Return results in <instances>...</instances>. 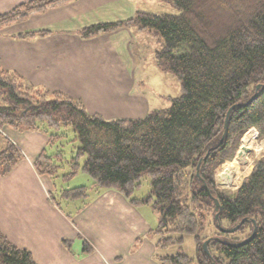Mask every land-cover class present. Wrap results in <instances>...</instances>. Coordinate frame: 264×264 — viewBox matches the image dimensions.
Here are the masks:
<instances>
[{
	"label": "trees",
	"instance_id": "obj_1",
	"mask_svg": "<svg viewBox=\"0 0 264 264\" xmlns=\"http://www.w3.org/2000/svg\"><path fill=\"white\" fill-rule=\"evenodd\" d=\"M72 1L19 3L0 13V30ZM164 1L180 9V14L137 11L127 19L87 25L78 33L90 38L121 27L154 30L163 38L156 61L178 77L182 95L173 98L169 107L142 117L107 118L89 111L81 98L36 86L0 65V176L24 158L21 148L2 132L4 126L43 131L49 136L48 149L67 137L64 129L71 127L73 140L80 145L70 162V174L79 171L80 158L85 156L83 170L93 177L95 189L115 188L133 203L152 202L159 214V247L180 246L176 254L161 258L164 264H264V157L234 191H224L216 179L218 168L234 158L250 128L264 138V89L257 90L258 84H264V0ZM50 33L45 28L27 29L13 37ZM255 92L258 97L242 105ZM62 156V150L50 154L46 149L35 167L55 178ZM146 175L152 178L151 189L137 198L134 193ZM89 190L87 186L64 189L62 197L86 198ZM243 219L236 231L243 237L219 229V224L232 228ZM255 226L249 242L229 244L246 239ZM187 234L196 241L193 257L182 247ZM206 240H210L209 253ZM84 249L91 251L88 242ZM0 264L39 263L30 250L15 245L0 230Z\"/></svg>",
	"mask_w": 264,
	"mask_h": 264
},
{
	"label": "crops",
	"instance_id": "obj_2",
	"mask_svg": "<svg viewBox=\"0 0 264 264\" xmlns=\"http://www.w3.org/2000/svg\"><path fill=\"white\" fill-rule=\"evenodd\" d=\"M4 2L0 0V7ZM137 11L155 12L141 8L137 0H74L35 14L0 30V65L36 86L81 98L93 113L142 117L150 103L145 95L132 93L137 64L131 50L134 31L121 27L90 38L78 33L87 25L127 19ZM38 28L51 33L13 37ZM2 132L24 153L9 174L0 176V230L12 243L30 250L39 264H164L161 258L170 254L160 252L158 226L143 204L106 188L95 189L96 195L66 211L56 179L35 167L48 150L49 136L10 126ZM85 242L91 251L84 249Z\"/></svg>",
	"mask_w": 264,
	"mask_h": 264
},
{
	"label": "rangeland",
	"instance_id": "obj_3",
	"mask_svg": "<svg viewBox=\"0 0 264 264\" xmlns=\"http://www.w3.org/2000/svg\"><path fill=\"white\" fill-rule=\"evenodd\" d=\"M24 1L29 0H5L4 5L0 7V10H3L2 12H6L8 9L7 6L11 3H15L16 5L19 3H22ZM138 5L143 9H149L150 11H155L154 13L157 14H163V13H169L178 15L180 14V9L175 7L174 5L164 1V0H137ZM134 32V41L131 43V50L136 58L137 64L134 66V85H133V91L132 93L145 95L149 99L150 103V110L149 112H146V114L159 109V108H166L169 107L172 104V99L179 97L182 95V86L180 83V80L178 77L167 70L162 69L157 61H156V51L161 49L163 47V38L160 35H157L154 30L149 29H140L137 26H131L129 27ZM67 132V137H63L59 140V142L52 147H50L48 150L50 154L56 153L58 150L63 151V160L59 161L58 163L61 165L57 176L55 177L59 196L63 199L62 203L64 206H66L67 209L75 208V205H82V201L84 198L80 199H67L62 197V191L64 189L68 188H74L78 186H87L90 188L89 195L90 197H87L86 201L89 200V198L96 195L95 191V185H94V179L89 175L87 172L83 170V163L85 156L80 158V169L77 171V173L71 175L72 172V166L70 162L72 161V158L75 156L77 147L80 145V142L78 140L74 141V131L71 127L67 129H64ZM250 131L256 132V143L259 145L264 142V138H261L259 136V131L252 127L250 128L241 138L240 140V146L237 149V152L232 160L226 161L224 164H222L217 172H216V179L218 186L223 189L224 191H234L239 186L242 185L245 178L252 172L254 169L255 164L264 157V149L259 152V156H257L258 150L257 148H254L251 155L250 160L243 162L240 160V157H238V152L243 145V139L246 137V135ZM248 163V164H247ZM245 165V166H244ZM231 166H234V172L238 175V177H233L230 175L231 173ZM226 169V171H225ZM248 169V170H247ZM241 176V177H240ZM151 180L152 178L148 175L144 176L141 181V185L136 189L134 196L139 195L141 198L145 195H148L150 189H151ZM242 181V182H241ZM241 182L240 185H238ZM238 185V186H237ZM237 186V187H236ZM236 187V188H235ZM70 203V204H69ZM68 204V205H66ZM139 204H143V210L148 215L151 221L155 222V225L158 226L159 224V214L155 210V208L152 205V202L150 203H144L141 202ZM224 224L227 225V222L224 221ZM212 231L214 232V228H212ZM246 227V232H247ZM234 233V232H233ZM236 233V232H235ZM232 235V234H231ZM236 236L243 237L240 233H236ZM235 235H233L235 237ZM184 251L186 254L190 257H193L196 255V241L193 235L187 234L184 236V242L182 245ZM75 250H78V247L75 245ZM161 249V248H160ZM180 250L179 245H169L166 247H163L160 252L164 254H176ZM217 253V252H216Z\"/></svg>",
	"mask_w": 264,
	"mask_h": 264
},
{
	"label": "water",
	"instance_id": "obj_4",
	"mask_svg": "<svg viewBox=\"0 0 264 264\" xmlns=\"http://www.w3.org/2000/svg\"><path fill=\"white\" fill-rule=\"evenodd\" d=\"M258 89H262V90H263V89H264V84H258V85H257V90H258ZM258 95H259V93H258V92H255V93L253 94V96H252L248 101L242 103V105H248V104H250L254 99H256V98L258 97ZM230 112H231V110H229V112H228V114H227L226 125H225L226 128H227V126H228V118H229ZM226 132H227V130L225 131L224 136H225ZM242 141H243V140H242ZM244 149H245V147L242 145L237 155H241V154L243 153V150H244ZM225 171H226V169H225ZM219 206H220L219 201L216 200V208H219ZM217 217H218V214H217ZM245 220H246V219H243L238 225H236L235 227H232V228H226V227H223V226H221V225L219 224V229H220L221 231H223V232H229V233L236 232V231L240 228V226L245 222ZM255 232H256V226H255L253 232L251 233V235L248 236L246 239H244V240H242V241H240V242H234V243H229V244L234 245V246H240V245H243V244L249 242V241L254 237ZM209 241H210V240H206V241L204 242V248H205V250H206L208 253H209V251H208V244H209Z\"/></svg>",
	"mask_w": 264,
	"mask_h": 264
},
{
	"label": "bare ground",
	"instance_id": "obj_5",
	"mask_svg": "<svg viewBox=\"0 0 264 264\" xmlns=\"http://www.w3.org/2000/svg\"><path fill=\"white\" fill-rule=\"evenodd\" d=\"M256 136L257 135H256L255 131H250L246 135V137L243 139V146L245 147V149L243 150V153L241 155H238V157H240V160H242L243 162L248 161L247 159L250 160V155H251L254 148H257V150H258L257 154H259V152L264 149V142L260 145L258 143H256ZM230 168H231L230 175L237 178L238 175L234 172V169H235L234 166H231Z\"/></svg>",
	"mask_w": 264,
	"mask_h": 264
}]
</instances>
